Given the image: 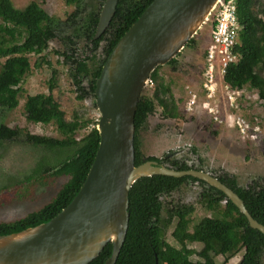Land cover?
I'll use <instances>...</instances> for the list:
<instances>
[{
	"label": "trees",
	"instance_id": "16d2710c",
	"mask_svg": "<svg viewBox=\"0 0 264 264\" xmlns=\"http://www.w3.org/2000/svg\"><path fill=\"white\" fill-rule=\"evenodd\" d=\"M152 1L119 0L109 27L102 36L95 38L105 0H65L67 5L74 7L65 20L49 14L41 4L43 0H32L23 8L16 7L12 0H0V17L4 22L0 25V58H5L0 63V118L20 103L22 83L32 68L29 55H40L41 61L35 63L37 66L43 62L50 65L45 52L55 38L65 44V49L57 53L64 58V64L70 66L77 98L91 97L96 107V81L103 64L119 39ZM237 15L242 25L240 44L236 46L240 58L227 67L223 79L231 88L248 86L256 89L259 98L264 100V0H237ZM65 27L71 30L65 31ZM194 42L195 37L188 44ZM81 43L90 52L84 58L76 57ZM177 62L174 57L167 64L176 67ZM161 67L158 66L150 76L154 82L153 93H143L138 102L135 114L136 165L152 159L161 162L156 156H145L139 140L140 130L157 107L162 108L165 117L181 116L178 100L171 84L160 73ZM48 82V92L27 96L25 111L30 122L55 123L60 136L35 134L0 121V143L23 138L34 146L69 151L52 169V174H64L69 178L40 209L15 220L0 221V234L37 225L60 212L80 190L99 147L98 120L79 113L68 120L53 93L58 82L55 69ZM90 124L92 126L87 128ZM167 161L178 170L193 167L185 161ZM218 178L235 190L252 216L264 224V184L245 187L239 185L233 175H218ZM189 181H198L204 187L200 193L201 202L217 210L219 215H205L192 225L195 204L171 198ZM224 200L226 204L221 210L219 207ZM129 212L126 239L115 264H227L241 249L244 253L236 264H263L264 233L251 227L245 214L221 190L193 176L154 174L137 179L129 193ZM174 220L171 236L175 243H171L167 234ZM195 243H200L201 247L197 249L191 245ZM112 249V242H109L88 264H105ZM195 254L199 259L192 258ZM219 255L224 260L219 261Z\"/></svg>",
	"mask_w": 264,
	"mask_h": 264
},
{
	"label": "rangeland",
	"instance_id": "374dc122",
	"mask_svg": "<svg viewBox=\"0 0 264 264\" xmlns=\"http://www.w3.org/2000/svg\"><path fill=\"white\" fill-rule=\"evenodd\" d=\"M12 1L16 7L23 8L32 0ZM41 4L49 14L61 20H65L74 9L65 0H43ZM3 23L0 17V25ZM210 28L209 20L195 35V43L177 54L176 67L165 64L160 68V73L171 84L178 100L181 116L165 118L162 108L158 106L139 132L141 150L145 156L156 157L177 151L176 156L179 158L204 167L214 175L235 176L241 186L264 184V100L259 98L256 89L248 86L231 88L223 80H218L219 85L213 95L207 96L202 88L201 68ZM70 30L65 27V31ZM64 49L65 45L59 38L50 42L45 52L50 65L43 62L41 66H37L35 63L37 60L41 61L40 55H29L32 68L22 83L20 103L15 109L4 112L0 121L12 127L26 128L35 134L60 136L55 123L30 122L25 111L28 95L49 91L48 81L53 69L57 71L58 81L53 93L65 110L66 118L71 120L75 113H79L91 119H99L100 113L91 97L77 98L78 92L70 76V66L64 64V58L57 53ZM4 61L5 58H0V63ZM153 89L154 87L145 86L143 93L151 95ZM194 92L197 95L196 103L192 110H188L187 103ZM205 101H208L206 106ZM91 126L90 124L87 128ZM81 136L82 134L78 137ZM68 152L34 146L23 138L0 143V221L24 217L48 203L57 194L69 176L51 174L48 170L57 166ZM203 189L198 182H189L171 197L195 204L192 225L205 215H219L217 210L210 209L206 203L201 202L200 193ZM164 198L167 197L163 196ZM225 204L226 201H222L219 209L222 210ZM175 222L176 220L167 234L171 243H175L171 236ZM191 245L197 249L201 247L200 243ZM243 253L244 249H241L227 264H236ZM192 258L196 260L199 256L195 254ZM217 259L222 261L224 257L219 255Z\"/></svg>",
	"mask_w": 264,
	"mask_h": 264
},
{
	"label": "water",
	"instance_id": "95a60500",
	"mask_svg": "<svg viewBox=\"0 0 264 264\" xmlns=\"http://www.w3.org/2000/svg\"><path fill=\"white\" fill-rule=\"evenodd\" d=\"M119 0H105L95 38L109 27ZM220 0H153L119 39L96 81L99 147L80 190L51 219L0 234V264H88L112 242L115 264L126 239L129 193L154 174L197 177L221 190L264 233L239 194L202 169L178 170L155 160L135 163V114L152 72L176 57L208 22Z\"/></svg>",
	"mask_w": 264,
	"mask_h": 264
},
{
	"label": "built area",
	"instance_id": "2783aa9c",
	"mask_svg": "<svg viewBox=\"0 0 264 264\" xmlns=\"http://www.w3.org/2000/svg\"><path fill=\"white\" fill-rule=\"evenodd\" d=\"M209 41L204 56L202 70V88L207 96H212L218 87V80L224 81L227 67L240 58L236 46L240 44L242 25L237 15V0H220L212 12ZM146 86L153 87L154 82L149 78ZM228 86V85H227ZM209 90V93H208ZM196 93L187 103V109L192 110L196 103ZM208 105V101L204 102ZM208 109V108H207Z\"/></svg>",
	"mask_w": 264,
	"mask_h": 264
},
{
	"label": "flooded vegetation",
	"instance_id": "af4514ba",
	"mask_svg": "<svg viewBox=\"0 0 264 264\" xmlns=\"http://www.w3.org/2000/svg\"><path fill=\"white\" fill-rule=\"evenodd\" d=\"M196 41V40H195ZM63 42V41H62ZM189 42V41H188ZM195 43V42H194ZM193 43V44H194ZM63 44H64V42H63ZM193 44H191V45H193ZM65 45V44H64ZM190 44H186L185 45V47L186 46H191ZM79 47H80V49H79V51L76 53V57H78V58H84V56L85 55H88V54H90V52L88 53V48H86V46H84L83 45V43H81V44H79ZM184 47V48H185ZM183 48V49H184ZM63 51V50H62ZM182 51V50H181ZM206 51V50H205ZM177 57V56H176ZM178 63V62H177ZM203 65H204V54H203V58H202V68H201V70H203ZM69 66V65H68ZM202 72V71H201ZM71 76V75H70ZM72 78V77H71ZM72 81H73V79H72ZM73 84H74V82H73ZM75 86V85H74ZM75 89H76V86H75ZM165 117V116H164ZM149 118V117H148ZM165 118H178V117H165ZM148 120V119H147ZM177 151H171V152H168V153H166L164 156H162V157H158L159 159H161V162L160 161H158V160H155V161H157L158 163H160V164H165V165H167V166H170V163L167 161L168 159H176V160H179V161H185V162H187V160H185V159H181V158H179L178 156H176L177 155ZM153 160V159H152ZM187 164H189V165H191V166H193V167H191V168H188V169H202V170H204V171H207V172H209L210 174H212V175H214L213 173H211L209 170H206L204 167H201V166H197V165H195V164H190V163H188L187 162ZM180 170H185V169H180ZM48 172L49 173H53V170H48ZM55 175H64V174H55ZM186 176H190V175H186ZM214 176H216V177H218V175H214ZM194 177V176H193ZM195 178H197V177H195ZM197 179H199V178H197ZM199 180H201V179H199ZM203 181V180H202ZM189 182H193V181H189ZM189 182H187V183H189ZM194 182H198V181H194ZM205 182V181H204ZM199 183V182H198ZM205 183H207V182H205ZM200 184V183H199ZM208 184V183H207ZM208 185H210V184H208ZM212 186V185H211ZM46 204V203H45ZM44 204V205H45ZM44 205H42L41 207H43ZM40 207V208H41ZM39 208V209H40ZM38 210V209H37Z\"/></svg>",
	"mask_w": 264,
	"mask_h": 264
}]
</instances>
